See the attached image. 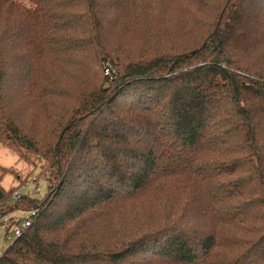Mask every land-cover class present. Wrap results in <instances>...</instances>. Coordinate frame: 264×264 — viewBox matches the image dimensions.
Here are the masks:
<instances>
[{"label": "trees", "instance_id": "1", "mask_svg": "<svg viewBox=\"0 0 264 264\" xmlns=\"http://www.w3.org/2000/svg\"><path fill=\"white\" fill-rule=\"evenodd\" d=\"M156 2L0 0V145L50 175L43 199L17 202L36 217L0 264H264V66L236 51L264 52V0H168L185 6L194 42L136 60L112 51L109 40L141 25L139 6ZM86 46L90 61L73 63ZM74 67L75 94L59 82ZM69 94L51 136L24 131V98ZM156 183L177 194L147 228L104 235L101 219Z\"/></svg>", "mask_w": 264, "mask_h": 264}, {"label": "rangeland", "instance_id": "2", "mask_svg": "<svg viewBox=\"0 0 264 264\" xmlns=\"http://www.w3.org/2000/svg\"><path fill=\"white\" fill-rule=\"evenodd\" d=\"M155 2V5L148 7L145 5L142 6V9H140L139 6L137 15L140 16L139 20L142 21L139 27L122 30L117 36H114L112 40L108 41L107 45L112 47V51L120 54L122 58L128 57L130 60H136L140 56H144L142 52L144 49L147 50L145 55L150 57L152 55V52L149 50L151 46L158 49V47L160 48L164 44H169L170 46L177 45L176 47H178L177 49L179 51L185 49L183 47L187 42H194V37H190V32L186 34L183 33L184 27L186 26L183 24L186 23L182 21L181 18L186 14L185 6L180 3L168 2V0H155ZM206 6V3H204L201 20H199L197 25L199 29L198 32L202 31V27L199 24L204 21ZM142 13L145 16H142ZM132 15H135L134 8L128 11V16L130 17ZM192 21L193 19L190 20V22ZM153 37H155L157 42L153 40ZM253 38H255V36H253ZM238 43L236 44V51L247 52L249 55H246L244 58L248 57L247 61L249 63L253 64L256 69L264 66V62L262 61L264 52H256L253 50V54L251 53L252 51L248 49L243 50L245 43L241 42L244 45ZM144 44H147L148 47ZM94 52L95 48L93 49V47L86 46L77 54H73L71 58L72 62H88ZM70 71L65 73V75L59 76V82L63 89L74 88L70 93L75 94V92L80 91L78 88L82 86V82L77 76L78 70L76 68L72 72ZM10 84L13 85L11 82ZM72 96L73 94H69L66 98L51 99V96H48L47 99L38 97L24 98L21 109L19 108L20 106L16 107L22 117L21 124L24 131L29 133L32 137L46 138L51 136L58 121L57 119L61 118V116L65 114L66 109L74 104L75 98H71ZM50 113H52V116ZM0 171V186L8 191V201L0 204V208L5 215L13 214L10 212L14 210L17 211V209H23L21 204H19L20 206L17 205L11 198L14 190L19 188L18 191L23 195L36 199H43L48 193L47 179L50 176L49 172L40 174L41 171H44V169L41 168V164L39 162L34 163V161L30 160V158L25 156L21 151L0 145ZM2 173L4 174L3 177H1ZM163 184L165 185V183ZM36 185L37 187L35 189L34 187ZM166 185L169 186L168 184ZM176 194L177 189L170 186L159 187L156 183L154 189L151 188L145 192V195L142 196L138 202L129 203L128 206L114 213L115 216H113L111 222L109 221L111 217L108 219L106 217L101 219V223L107 221V227L102 225L103 228H101L105 231L104 235L107 236L108 234V237H110L117 234L118 240H127L135 231L145 230L147 227L143 224L151 218V211L154 213L157 211L156 207L162 201L163 197L167 199L175 198ZM118 217L120 218L119 220ZM8 230V227L3 223V219H1L0 257L10 244L8 241ZM9 233L11 235L13 231L11 230Z\"/></svg>", "mask_w": 264, "mask_h": 264}, {"label": "built area", "instance_id": "3", "mask_svg": "<svg viewBox=\"0 0 264 264\" xmlns=\"http://www.w3.org/2000/svg\"><path fill=\"white\" fill-rule=\"evenodd\" d=\"M22 193L17 191L14 193L12 199L15 203L20 201ZM36 217L35 210L24 211L17 209L13 214H6L3 217V223L8 227L9 231H13L10 235L8 232V241L11 243L14 239L22 236V234L32 225L33 219ZM12 222V223H11ZM12 224V225H11Z\"/></svg>", "mask_w": 264, "mask_h": 264}]
</instances>
